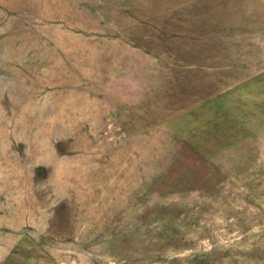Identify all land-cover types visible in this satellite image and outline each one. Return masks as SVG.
I'll use <instances>...</instances> for the list:
<instances>
[{"label":"rangeland","instance_id":"374dc122","mask_svg":"<svg viewBox=\"0 0 264 264\" xmlns=\"http://www.w3.org/2000/svg\"><path fill=\"white\" fill-rule=\"evenodd\" d=\"M0 264H264V0H0Z\"/></svg>","mask_w":264,"mask_h":264}]
</instances>
